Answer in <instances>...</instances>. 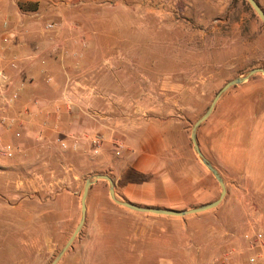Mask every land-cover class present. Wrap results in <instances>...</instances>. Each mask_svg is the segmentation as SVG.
Returning <instances> with one entry per match:
<instances>
[{
  "label": "rangeland",
  "instance_id": "obj_1",
  "mask_svg": "<svg viewBox=\"0 0 264 264\" xmlns=\"http://www.w3.org/2000/svg\"><path fill=\"white\" fill-rule=\"evenodd\" d=\"M256 2L264 11V0ZM61 13L63 19L57 24L77 27L79 22L86 23L102 32L101 40L108 43L104 112L97 114L105 126L122 123L129 129L134 126L138 131L163 134L161 142L148 143L159 151L155 157L161 161L153 163L145 181L185 189L187 181L197 176L192 169L197 163L215 181L195 155L190 133L227 82L264 68V27L248 3L73 0ZM257 80L264 81V76H253L221 99H236V90H264V82L257 87L249 84ZM105 131L90 136L103 137L102 167L88 162L87 147L69 150L63 140L42 149L47 151L44 162L27 163V170L18 172L0 164V264H50L79 223L86 179L120 177L118 185L123 187L142 177L123 163L135 152L142 153L143 138L123 130L118 137L112 132L108 139ZM198 133L201 139L203 131ZM92 139L90 157H96ZM117 140L123 144L120 156L115 155ZM39 149L35 143L28 144V157ZM222 178L232 184L227 175ZM98 185L103 189L91 192L84 226L58 264H244L254 251L243 238L252 225L248 215L257 211L264 220V204L255 193L250 195L251 204L245 198L229 202L224 197L216 208L196 216L204 217L202 221L183 230L167 222L168 218L117 206L105 192L107 183ZM215 185L218 197L220 187L216 181Z\"/></svg>",
  "mask_w": 264,
  "mask_h": 264
},
{
  "label": "crops",
  "instance_id": "obj_2",
  "mask_svg": "<svg viewBox=\"0 0 264 264\" xmlns=\"http://www.w3.org/2000/svg\"><path fill=\"white\" fill-rule=\"evenodd\" d=\"M72 3L73 0H0V66L7 69L13 59L23 65L21 74L15 79L19 99L9 113L16 124L0 133V142L13 147L14 157L0 159V164L18 172L27 170V163L44 162L43 154L47 151L41 152L42 149L51 147L52 141L63 140L69 150L87 147L88 162L93 161L91 164L102 167L104 154L101 150L96 157H90V136L106 128L105 134L109 139L112 132L114 137H118L119 132L126 130L140 139L142 137L144 148L142 153L135 152L137 155L123 165L128 164L133 174L142 177L133 178L123 187L118 185L120 177L112 178L118 199L140 207L173 211L190 210L215 201L219 197H216L215 181L198 163L192 167L197 176L187 181L185 189L174 184L158 187L151 180L145 181L153 170V163L159 161L155 157L159 151H153L148 143L161 142L163 134L150 129L138 131L134 126L130 130L129 125L124 127L122 123L110 122L107 127L103 117L97 115L104 112V50L108 43L101 40L102 32L93 31L86 23L79 22L77 27L57 24L63 19V13L60 16L59 13ZM54 13L57 17L53 16ZM51 17L54 20L51 21ZM48 24L53 25V29L46 30ZM93 55L95 59H92ZM259 82L264 81H250L249 84L257 87ZM106 93L113 96L112 92ZM233 97L236 99L219 100L207 123L205 121L198 129V134L203 131L201 139L197 135L198 144L221 177L227 175L232 180L230 185L224 182L225 197L229 202L233 198L243 202L245 198L246 204H251L250 195L258 193L263 205L264 90H236ZM17 132L19 137L15 136ZM31 143L41 150L29 161L27 146ZM99 182L106 183L97 181L90 187L86 210L94 188L103 189ZM105 192L109 196L108 184ZM255 212L248 215L252 221L249 225H254V230H264V220ZM201 214L203 212L183 217L154 216L168 218L167 222L185 230L202 221L204 217H196ZM143 221L151 222L153 219ZM250 249L254 250L252 255L263 252L260 247Z\"/></svg>",
  "mask_w": 264,
  "mask_h": 264
},
{
  "label": "water",
  "instance_id": "obj_3",
  "mask_svg": "<svg viewBox=\"0 0 264 264\" xmlns=\"http://www.w3.org/2000/svg\"><path fill=\"white\" fill-rule=\"evenodd\" d=\"M246 2L249 4L251 9L255 12V14L258 16L260 21L262 22V25L264 27V11L259 6V4L255 0H246ZM255 75H263L264 76V68H256L250 70L247 74L244 76L238 77L236 79H233L229 82H227L213 97L208 109L205 111V113L193 124L191 128L190 133V141L192 143V149L199 159V161L202 163V165L211 173V175L214 177L215 181L218 183L220 187V194L219 197L206 205L193 208L190 210L185 211H173V210H166V209H155V208H146V207H140L133 205L129 202L120 200L116 197L115 191H114V182L111 177L107 175H95L92 178H88L84 182L83 186V192L80 199V220L78 225L76 226L72 236L69 238L67 243L64 245V247L60 250L58 255L52 260L50 264H58L63 255L66 253V251L70 248L75 238L79 235L80 231L82 230L84 223H85V215H86V199L88 196V192L90 187L95 184L97 181H105L108 184V194L110 199L114 204H116L119 207L125 208L129 211L140 213V214H153V215H163V216H173V217H183L186 215H192L197 213H202L211 209L216 208L221 201L224 199L226 195V186L225 183L218 173V171L211 165V163L204 157L202 154L198 139H197V131L199 127L207 121V119L210 117V115L213 113V111L216 108L217 103L221 99V97L231 88L239 86L247 81H249L253 76Z\"/></svg>",
  "mask_w": 264,
  "mask_h": 264
},
{
  "label": "built area",
  "instance_id": "obj_4",
  "mask_svg": "<svg viewBox=\"0 0 264 264\" xmlns=\"http://www.w3.org/2000/svg\"><path fill=\"white\" fill-rule=\"evenodd\" d=\"M46 30L53 29V25L48 24L45 26ZM23 65L21 61L13 59L8 63V68L0 66V133L5 130L14 128L16 120L9 116L13 105L19 99V89L15 83V79L22 72ZM9 70V71H8ZM16 137L20 134L15 133ZM95 146L94 154H98L103 143L102 135L98 134L91 140ZM63 146V145H62ZM64 147V146H63ZM123 150L122 143L116 142L115 155L120 156ZM14 157V149L10 144H2L0 142V159H12ZM252 227L244 234V240L250 247L262 248V253L254 254L247 258L244 264H264V230Z\"/></svg>",
  "mask_w": 264,
  "mask_h": 264
},
{
  "label": "trees",
  "instance_id": "obj_5",
  "mask_svg": "<svg viewBox=\"0 0 264 264\" xmlns=\"http://www.w3.org/2000/svg\"><path fill=\"white\" fill-rule=\"evenodd\" d=\"M255 1H256V0H255ZM243 2H244V4H245V5H247V3H246V1H245V0H243ZM248 5H249V4H248Z\"/></svg>",
  "mask_w": 264,
  "mask_h": 264
}]
</instances>
